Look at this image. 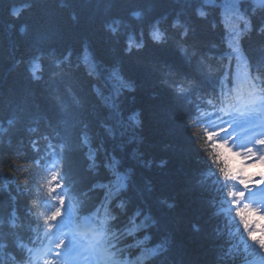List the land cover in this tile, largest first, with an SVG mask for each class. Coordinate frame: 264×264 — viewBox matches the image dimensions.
Here are the masks:
<instances>
[{
    "label": "trees",
    "instance_id": "16d2710c",
    "mask_svg": "<svg viewBox=\"0 0 264 264\" xmlns=\"http://www.w3.org/2000/svg\"><path fill=\"white\" fill-rule=\"evenodd\" d=\"M223 2L0 0V264H56L63 208L114 264L260 257L196 133L264 98V4Z\"/></svg>",
    "mask_w": 264,
    "mask_h": 264
},
{
    "label": "clouds",
    "instance_id": "9594fccd",
    "mask_svg": "<svg viewBox=\"0 0 264 264\" xmlns=\"http://www.w3.org/2000/svg\"><path fill=\"white\" fill-rule=\"evenodd\" d=\"M223 131L226 129L210 130L204 126L196 130L202 141L201 148L213 163V167L216 168L222 181H236L238 175L250 177L264 171V137L245 144L243 141H237L232 135L220 137V133ZM237 182L240 185L245 184L244 179ZM225 191L229 200H232L234 195L236 196L237 199L232 201L233 205L244 199L239 190H234L232 183L227 184ZM250 208L249 203H244L241 207L235 208V215L238 219L243 218L246 213L251 215ZM260 219L261 223H264V218ZM255 235H259V233H254Z\"/></svg>",
    "mask_w": 264,
    "mask_h": 264
},
{
    "label": "rangeland",
    "instance_id": "374dc122",
    "mask_svg": "<svg viewBox=\"0 0 264 264\" xmlns=\"http://www.w3.org/2000/svg\"><path fill=\"white\" fill-rule=\"evenodd\" d=\"M248 4H250V5H248ZM261 4H264V0H240V1L229 0L228 4H226V2H223L221 4V9H222L224 14L236 13V15H239V13L243 11V9H246V11H247L249 8H251L255 5H261ZM199 10H201V8H199ZM242 15H244V12ZM152 33L155 36H158L159 31L156 28L155 30L152 31ZM228 43L231 45H236L237 40L235 38L228 39ZM234 51L236 54H238V52H239L237 49H235ZM83 59L85 61H87L88 57L86 55H84ZM245 136L250 137V133L245 132ZM220 137H223V136H220ZM246 144H248V142H246ZM254 176H255L254 177L255 183H258L259 188L264 189V176L262 175V173L261 172L255 173ZM246 179H247V177H246ZM255 205H256V207H259L260 210L264 211V204L262 203L260 198L257 197V199L255 200ZM81 221L84 223H87V218L83 217ZM99 259H101L102 262H99V260H98V261H96V264H111L113 261H115V259H112L111 257H108V256H104V259H102V258H99ZM72 264H82V263H78L75 261Z\"/></svg>",
    "mask_w": 264,
    "mask_h": 264
}]
</instances>
